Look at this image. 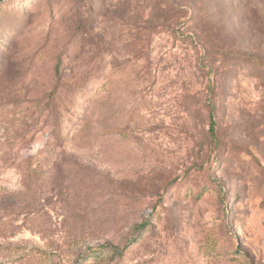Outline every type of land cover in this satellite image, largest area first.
Listing matches in <instances>:
<instances>
[{
    "label": "rangeland",
    "instance_id": "obj_1",
    "mask_svg": "<svg viewBox=\"0 0 264 264\" xmlns=\"http://www.w3.org/2000/svg\"><path fill=\"white\" fill-rule=\"evenodd\" d=\"M0 264H264V0L0 2Z\"/></svg>",
    "mask_w": 264,
    "mask_h": 264
},
{
    "label": "trees",
    "instance_id": "obj_2",
    "mask_svg": "<svg viewBox=\"0 0 264 264\" xmlns=\"http://www.w3.org/2000/svg\"><path fill=\"white\" fill-rule=\"evenodd\" d=\"M212 117V115H211ZM215 121L213 118H211V133L214 134L215 133ZM111 251H112V256H119L121 255V251L118 250V248L116 247H113L111 248Z\"/></svg>",
    "mask_w": 264,
    "mask_h": 264
},
{
    "label": "water",
    "instance_id": "obj_3",
    "mask_svg": "<svg viewBox=\"0 0 264 264\" xmlns=\"http://www.w3.org/2000/svg\"><path fill=\"white\" fill-rule=\"evenodd\" d=\"M4 1H6V0H0V2H4Z\"/></svg>",
    "mask_w": 264,
    "mask_h": 264
}]
</instances>
